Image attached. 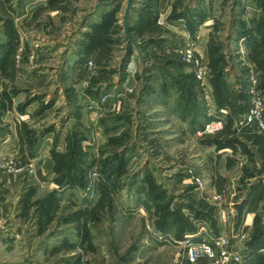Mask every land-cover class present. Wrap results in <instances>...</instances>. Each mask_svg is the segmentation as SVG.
<instances>
[{
	"label": "rangeland",
	"instance_id": "1",
	"mask_svg": "<svg viewBox=\"0 0 264 264\" xmlns=\"http://www.w3.org/2000/svg\"><path fill=\"white\" fill-rule=\"evenodd\" d=\"M132 6L0 0V264H264V0Z\"/></svg>",
	"mask_w": 264,
	"mask_h": 264
},
{
	"label": "built area",
	"instance_id": "2",
	"mask_svg": "<svg viewBox=\"0 0 264 264\" xmlns=\"http://www.w3.org/2000/svg\"><path fill=\"white\" fill-rule=\"evenodd\" d=\"M259 109L257 111H253L254 116H259ZM221 122H218L217 125H209L207 129L214 131L219 128V125ZM16 145V144H15ZM11 164H15L14 161L10 160ZM34 172V170H31ZM216 244L220 246V251L221 253L218 254L217 250L208 242H198V243H193L189 246L188 251H187V258L189 262L191 263H196L198 260L202 257H209V258H217L219 261L223 263H228L229 261L231 262L232 260L235 261H241L242 255L239 254V252L232 253L227 249V240L224 237H220L217 239Z\"/></svg>",
	"mask_w": 264,
	"mask_h": 264
},
{
	"label": "crops",
	"instance_id": "3",
	"mask_svg": "<svg viewBox=\"0 0 264 264\" xmlns=\"http://www.w3.org/2000/svg\"><path fill=\"white\" fill-rule=\"evenodd\" d=\"M2 74H1V71H0V85H2L3 83H2ZM0 90H1V87H0ZM19 98L21 99V97L20 96H18V94L16 95V96H13V97H11V100H13V102H9V103H11V105H10V107L11 108H18L19 109V105L18 104H16V102L17 101H20L19 100ZM8 102V101H7ZM17 105H18V107H17ZM6 106H7V103H6ZM8 106H9V104H8ZM21 106H22V103H21ZM10 108V109H11ZM7 109V108H6ZM27 115V114H26ZM25 115V116H26ZM1 118H2V116H1ZM18 126V124L16 123V127ZM2 139V136L0 135V140ZM17 160V159H16ZM17 162H18V160H17ZM21 163V162H20ZM19 171H21V170H19ZM1 172V171H0ZM2 176V174L0 173V179L2 178L1 177ZM4 176H6L5 178L7 179V184H8V186H11V187H19L22 183H23V180L26 178V175L23 173H17V174H11V175H6V174H4Z\"/></svg>",
	"mask_w": 264,
	"mask_h": 264
},
{
	"label": "water",
	"instance_id": "4",
	"mask_svg": "<svg viewBox=\"0 0 264 264\" xmlns=\"http://www.w3.org/2000/svg\"><path fill=\"white\" fill-rule=\"evenodd\" d=\"M134 2V0H128V9L133 8L132 3Z\"/></svg>",
	"mask_w": 264,
	"mask_h": 264
},
{
	"label": "bare ground",
	"instance_id": "5",
	"mask_svg": "<svg viewBox=\"0 0 264 264\" xmlns=\"http://www.w3.org/2000/svg\"><path fill=\"white\" fill-rule=\"evenodd\" d=\"M210 23H211V22H209V23H207V24H205V25H210Z\"/></svg>",
	"mask_w": 264,
	"mask_h": 264
}]
</instances>
